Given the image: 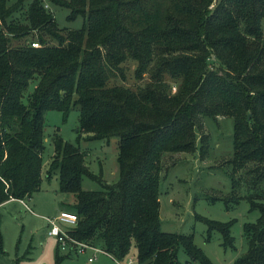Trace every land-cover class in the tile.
<instances>
[{
	"label": "trees",
	"instance_id": "obj_1",
	"mask_svg": "<svg viewBox=\"0 0 264 264\" xmlns=\"http://www.w3.org/2000/svg\"><path fill=\"white\" fill-rule=\"evenodd\" d=\"M47 1L68 8L69 19L83 16L82 27L59 28L44 0H0V204L41 189L44 115L66 118L78 107L77 140L118 139V180L83 190V177L95 178L86 152L53 135L45 176L56 174L58 190L74 195L68 235L100 240L116 260L134 246L137 264H179V249L187 263L211 264L192 234L161 229L162 159L203 154L200 120L230 118L231 195L223 200L245 199L258 212L243 224L247 248L234 264H264V0ZM127 61L136 79L148 76L136 90L111 83ZM196 218L206 240L215 230L233 247V220ZM62 258L56 248L55 264Z\"/></svg>",
	"mask_w": 264,
	"mask_h": 264
},
{
	"label": "rangeland",
	"instance_id": "obj_2",
	"mask_svg": "<svg viewBox=\"0 0 264 264\" xmlns=\"http://www.w3.org/2000/svg\"><path fill=\"white\" fill-rule=\"evenodd\" d=\"M69 1V0H66ZM47 8L53 13L59 28L79 29L82 27L83 16L69 19L70 10L44 0ZM22 13V12H21ZM18 19L24 17L18 14ZM136 63L127 61L123 64L124 75H117L112 84H122L136 90L143 86L148 76L138 80L134 70ZM169 81V79H166ZM173 85V84H171ZM35 86L33 80L28 86L31 92ZM175 86L171 92H176ZM79 110L73 108L66 118L56 110L47 111L44 115V151L42 153V181L40 192L33 195V200H24V206L18 202L9 203L0 207L2 213L1 233L3 252L0 253V264H55L56 248L63 256L59 264H83L92 250L84 253L71 254L66 257L64 250L59 246L55 237L48 236L50 225L43 218L56 217L61 208L72 210L74 195L62 193L58 190L56 174L46 178V170L53 155L52 137L55 133L71 143H77L80 149L86 152V164L95 178L83 177V190H99V182L115 183L118 180L117 142L116 137L104 140H77ZM199 137L198 144L203 148L196 153H169L162 159V177L160 193L161 229L165 232L193 234L194 243L210 255L235 257L246 251L247 242L243 234V224L252 223L258 217L256 210L249 211L245 199L236 205L225 204L223 198L231 195L230 172L228 160L231 155L232 122L230 118H219L216 123L201 119L200 127L195 128ZM216 145V146H215ZM244 185V184H243ZM244 187L240 189L241 194ZM244 192V193H245ZM173 199L174 203L171 202ZM63 202V203H60ZM63 204V205H62ZM63 206V207H62ZM201 219L227 222L233 220L231 234L234 237V249L221 247V235L212 231L210 239L206 241L207 225ZM61 225V226H60ZM61 228H69L67 224H60ZM86 244L93 245L89 242ZM94 246V245H93ZM100 249L99 246H97ZM91 253V254H90ZM97 255V254H96ZM102 257L99 253L89 264H97ZM179 261L184 260L182 249L178 251ZM123 264H137L135 248L131 247L124 257ZM106 264H116L107 262Z\"/></svg>",
	"mask_w": 264,
	"mask_h": 264
},
{
	"label": "built area",
	"instance_id": "obj_3",
	"mask_svg": "<svg viewBox=\"0 0 264 264\" xmlns=\"http://www.w3.org/2000/svg\"><path fill=\"white\" fill-rule=\"evenodd\" d=\"M32 46L37 47V43H32ZM46 221L50 225L48 230V235L55 237L58 245L62 250L74 252V253H83L87 249L92 250L94 252H102V250L93 247L90 244H86L84 242H79L76 239L70 237L67 231L63 230L59 223L67 224L70 227L74 226L77 221V216L75 213L69 211H60L56 217L46 218ZM95 259L94 255H91L87 258L86 264L93 262ZM117 264H123L121 261H117Z\"/></svg>",
	"mask_w": 264,
	"mask_h": 264
},
{
	"label": "crops",
	"instance_id": "obj_4",
	"mask_svg": "<svg viewBox=\"0 0 264 264\" xmlns=\"http://www.w3.org/2000/svg\"><path fill=\"white\" fill-rule=\"evenodd\" d=\"M219 118H222V117H219ZM217 120H218V118L216 119V122H214V123H216L217 124ZM83 136H85V135H83ZM198 146H199V144H198ZM216 146V145H215ZM196 152H198L199 150L197 149V150H195ZM196 152H194V153H196ZM231 156V155H230ZM41 190V189H40ZM40 190L38 191V192H40ZM38 192H36V193H38ZM36 193H34V194H36ZM33 194V195H34ZM33 195L31 196V197H29L28 198V200L29 201H31V200H33ZM25 200V199H24ZM24 200H19V199H13V198H11V199H8V200H6V201H4V202H2L1 204H0V207L2 208L4 205H6V204H9V203H14V202H18V203H20L21 205H23L24 206ZM159 201H160V199H159ZM171 202L172 203H174V201H173V199L171 200ZM60 203H63V202H60ZM161 203V202H160ZM73 204H74V202H73ZM73 204H72V206H73ZM63 205V204H62ZM63 207V206H62ZM160 208H161V204H160ZM160 208H159V218H160ZM60 211H72V210H69V209H67V208H61L58 212H60ZM43 218H45V220H46V218H50V217H48V216H44ZM161 220V219H160ZM1 221H2V213H1ZM61 223H59V225H60ZM61 226V225H60ZM71 227H69V228H62L63 230H65V231H68L69 229H70ZM0 229H1V222H0ZM49 230V229H48ZM48 230H47V235H48ZM182 234H184V233H182ZM192 234V233H191ZM1 235H2V233H1ZM193 235V234H192ZM232 235V234H231ZM49 236V235H48ZM50 237V236H49ZM234 238V237H233ZM206 239V238H205ZM193 241H194V236H193ZM206 241H208V240H206ZM58 243V242H57ZM91 244H93L92 246L93 247H95V248H97V246H99L100 247V250H102V252H94L93 251V253L91 254V255H94L95 256V259H96V257H97V255L99 254V253H102V257H101V259H100V261L99 262H97V264H106L107 262H111V263H113V261H114V263H116L117 264V261H123V260H116V259H114L112 256H110L109 254H107L104 250H103V243L100 241V240H94V241H92V243ZM220 245H221V247L225 250L226 248H224L223 246H222V240H221V243H220ZM198 247V246H197ZM58 248H59V245H58ZM235 248V246H234V242H233V247L232 248H230V249H234ZM98 249V248H97ZM201 249V248H200ZM87 250H89V249H87ZM202 250V249H201ZM179 251V250H178ZM183 251V250H182ZM64 252H65V256L66 257H69L72 253L73 254H75L74 252H70V251H66V250H64ZM184 252V251H183ZM205 254H206V256L209 258V260H210V262H211V264H234V262H235V260L240 256V255H236L235 257H225V256H219L218 254L217 255H215V256H212V255H210L208 252H205V251H203ZM84 253V252H83ZM97 254V255H96ZM184 254H185V252H184ZM243 254V253H242ZM241 254V255H242ZM60 255V254H59ZM91 255H89V257L91 256ZM177 256H178V253H177ZM88 258V257H87ZM87 258H86V260L83 262V264H86V261H87ZM178 258V257H177ZM94 259V260H95ZM93 260V262H95ZM189 261V259H188V256L185 254V258H184V260L182 261V263H181V261H179V259H178V262H179V264H197L196 262H193V261H190V263H187ZM92 263V262H91Z\"/></svg>",
	"mask_w": 264,
	"mask_h": 264
}]
</instances>
